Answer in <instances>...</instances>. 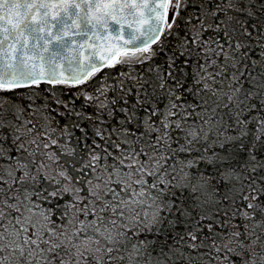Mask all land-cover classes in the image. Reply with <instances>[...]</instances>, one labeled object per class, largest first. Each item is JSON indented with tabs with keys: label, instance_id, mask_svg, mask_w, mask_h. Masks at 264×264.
<instances>
[{
	"label": "snow or ice",
	"instance_id": "6c2138e0",
	"mask_svg": "<svg viewBox=\"0 0 264 264\" xmlns=\"http://www.w3.org/2000/svg\"><path fill=\"white\" fill-rule=\"evenodd\" d=\"M0 264H264V0H0Z\"/></svg>",
	"mask_w": 264,
	"mask_h": 264
},
{
	"label": "water",
	"instance_id": "95a60500",
	"mask_svg": "<svg viewBox=\"0 0 264 264\" xmlns=\"http://www.w3.org/2000/svg\"><path fill=\"white\" fill-rule=\"evenodd\" d=\"M57 45H59V48H57ZM65 45H60V42L59 41H55L53 42V48L54 50H60L64 47Z\"/></svg>",
	"mask_w": 264,
	"mask_h": 264
}]
</instances>
